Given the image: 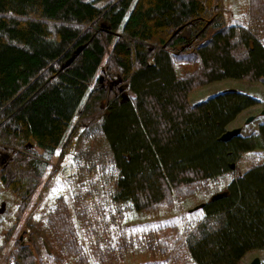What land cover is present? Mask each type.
Listing matches in <instances>:
<instances>
[{
	"label": "trees",
	"instance_id": "1",
	"mask_svg": "<svg viewBox=\"0 0 264 264\" xmlns=\"http://www.w3.org/2000/svg\"><path fill=\"white\" fill-rule=\"evenodd\" d=\"M250 2L255 17L224 24L214 0H0V178L19 213L56 151L73 154L68 178L78 186L39 225L30 218L43 242L50 247L46 225L60 243L65 258L53 264H238L264 249V123L255 135L218 139L257 97L228 88L188 99L227 77L264 85V0ZM100 68L132 95L102 86ZM244 154L252 162L239 173ZM218 179L228 194L207 201ZM194 193L206 194L205 213L183 214L182 227L158 220L135 240L123 230L126 211L142 216ZM141 252L150 259H131ZM10 264L37 259L19 246Z\"/></svg>",
	"mask_w": 264,
	"mask_h": 264
},
{
	"label": "rangeland",
	"instance_id": "2",
	"mask_svg": "<svg viewBox=\"0 0 264 264\" xmlns=\"http://www.w3.org/2000/svg\"><path fill=\"white\" fill-rule=\"evenodd\" d=\"M105 1L107 0H100V2L103 4H105ZM214 1L219 3L218 10L222 15L221 18L223 19L224 24L244 23L248 19V16L255 17L256 15H250V12H253L251 11L253 6L250 5V0ZM101 23V21H98V24L101 25ZM256 27L260 28V30H258L259 33H261V31L264 33V26L258 24ZM106 59L107 56L105 57L104 61H106ZM104 61H102L101 65L104 64ZM100 73L103 74L101 68L97 74H95V79ZM106 85L108 87V82H106ZM228 88L247 91L250 94L255 95L258 99V102L255 104V106L242 110L237 118L229 123L227 129L229 127H238L239 125H242L244 119L246 120L249 116L247 114H253L255 112L258 113L260 109L264 107V85H262L260 81L252 82L248 79H236L234 77L216 80L211 84L206 83L196 89L194 88L190 91V97H188V99L190 103H197L206 97L215 95L217 92L228 90ZM125 93L129 96L132 95L129 90H126ZM260 122H264V116L262 115H258V118H256L254 122H248V124L244 126L245 133L248 134L256 132V128ZM32 149L37 150L35 147ZM72 158L73 154L63 156L60 149L56 151L50 161V165L45 175L43 176V179L41 180L40 185L32 196L31 202L24 213H19L18 198L13 194V192L4 188L0 178V210L3 209V211H0V264H10L14 260H18L19 246H29L37 259V264H53V261L59 263L62 262L61 259L65 258V254L62 251L60 243L57 242L55 244V242H53L54 236L51 234V232H49V229L46 227V225H43V229L45 230L46 237L51 242L50 247L46 241H42L39 234L35 233L33 227L30 225V218H33L32 222L39 225L40 222H38L37 219L38 215H45L47 213L48 216H50L53 213V208L58 205L60 196L69 194L75 186H78L74 180L68 178L69 173L74 170ZM252 158L253 157H250V155L244 154L242 159H240L239 162H236L238 170L237 168L234 170L238 171L239 173L242 172L244 168H247L250 165L249 162H252ZM5 161L6 160L4 156L0 154V163L3 164ZM232 175H234V173H231V175L225 177L226 182L231 178ZM223 181L224 180L218 179L215 190H210L207 194H211L217 192L220 189L226 188V186L224 187V184L222 183ZM206 199V194L203 195L194 193L191 196L186 198L184 197V199L177 201L173 207H162L160 209L153 210V212H143L144 214L142 216H137L133 214L132 211H126V218L122 219V228H125L123 229L125 233H130L133 240H135L139 236L140 231L149 229V226L153 225V223L158 220L163 221L166 220V218H173L175 223H177L179 227H182L181 217L183 214H186V216L191 215V217H200L204 215L205 211L203 208L194 209L192 212H189V209L197 203L205 202ZM97 204H99L98 201H93L90 204V208L96 210L99 207ZM114 211L119 212L116 210ZM71 223H75V220H71ZM88 233L89 232L87 230L79 228L80 241L87 248L88 242L90 240ZM144 243V241H139L135 249H138L141 244ZM53 245L56 249L54 253L57 255L54 254V257L51 259V256L46 252V246L49 249L51 248L50 250H53ZM154 247L158 249V247ZM57 249H60V252H58ZM160 256L161 255L158 254L155 255L154 258ZM252 256H259L260 259L264 261V249L250 250L241 258V260H239L238 263L248 264V261L252 258ZM145 258L150 259L147 253L141 252L136 254V256L131 259L134 261H140L141 259ZM67 261L73 262L74 259L70 257ZM63 263L67 264L65 262Z\"/></svg>",
	"mask_w": 264,
	"mask_h": 264
},
{
	"label": "water",
	"instance_id": "3",
	"mask_svg": "<svg viewBox=\"0 0 264 264\" xmlns=\"http://www.w3.org/2000/svg\"><path fill=\"white\" fill-rule=\"evenodd\" d=\"M182 27L178 26V28L173 31V34H175L177 31H181ZM173 34L171 36H173ZM86 44L79 46L75 51L74 54L62 65V68L70 65L74 59L81 53V51L85 48ZM113 82H115L116 84L121 83V78H118L116 80H113ZM112 86V85H111ZM126 86V84L121 83L120 87H118L119 91H123L122 89H124V87ZM124 97L127 96L125 91L122 92V94ZM257 115H262L264 116V107L260 109V111L257 113ZM255 119V116H248V118L246 119V121L244 123L247 122H252ZM242 130L241 127H229L228 129L225 130L224 133H222L220 136H218V139L223 140V141H228L230 140V138L232 136H239L241 134ZM235 161L231 162L230 164V168H234L235 167ZM228 194V190L227 189H220L217 192L211 193L210 196L208 197L209 199L207 201H215L223 196H226ZM205 201V202H207ZM205 202L202 203H197L195 205L192 206V208L189 209V212H192L194 209L197 208H203L205 205ZM0 211H3V209H1ZM248 264H261L260 262V257L259 256H253L249 261Z\"/></svg>",
	"mask_w": 264,
	"mask_h": 264
},
{
	"label": "flooded vegetation",
	"instance_id": "4",
	"mask_svg": "<svg viewBox=\"0 0 264 264\" xmlns=\"http://www.w3.org/2000/svg\"><path fill=\"white\" fill-rule=\"evenodd\" d=\"M103 70V69H102ZM104 72L105 71H103V74L102 73H100L99 74V81L102 83V86H106V82H105V77H104ZM116 79H118V78H110L109 80H108V87L109 88H112L113 86H116V88H117V91L118 92H121V94H122V91H119V89H118V87H120V85H121V83H123V82H121V83H118V84H116L115 82H113V80H116ZM112 85V86H111ZM123 91H124V89H122ZM247 115H251V116H255V119L256 118H258V115H257V112H255V113H250V114H247ZM255 119L252 121V122H254L255 121ZM246 120L244 119V122H245ZM242 123V125H239L238 127H241V130H242V132H241V136H243V135H250V136H252V135H255L257 132H258V127H259V124H261L262 122H260L259 124H258V126H257V128H256V132H252V133H248V134H246L245 133V130H244V126L246 125V124H248V122L247 123ZM264 123V122H263ZM253 257V256H252ZM255 257V256H254ZM260 262H261V264H262V261H261V259H260ZM239 264V263H238Z\"/></svg>",
	"mask_w": 264,
	"mask_h": 264
}]
</instances>
